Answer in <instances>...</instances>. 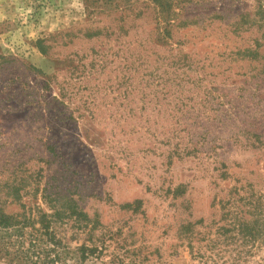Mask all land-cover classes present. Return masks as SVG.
<instances>
[{"label":"rangeland","instance_id":"374dc122","mask_svg":"<svg viewBox=\"0 0 264 264\" xmlns=\"http://www.w3.org/2000/svg\"><path fill=\"white\" fill-rule=\"evenodd\" d=\"M0 214L55 264H264V0H0Z\"/></svg>","mask_w":264,"mask_h":264},{"label":"trees","instance_id":"16d2710c","mask_svg":"<svg viewBox=\"0 0 264 264\" xmlns=\"http://www.w3.org/2000/svg\"><path fill=\"white\" fill-rule=\"evenodd\" d=\"M40 219L41 222L38 221L39 229L24 238L23 230L30 220L24 218V223L19 226V221L0 214V231L6 237L14 236L19 239L16 246L15 244L12 245L16 247L13 254H10L11 244H0V255H3L8 264H55L56 259L58 260L62 256V249L64 248L50 230L51 223L47 221L45 215H42ZM42 236H45L46 239H43ZM2 238L6 239L5 237ZM45 244H51L52 250L47 249ZM79 252L82 260H84L92 253V250L82 245ZM52 253H55L54 258L50 256Z\"/></svg>","mask_w":264,"mask_h":264}]
</instances>
